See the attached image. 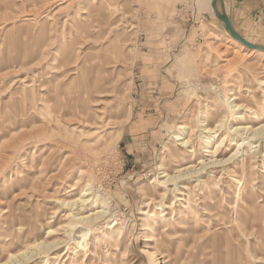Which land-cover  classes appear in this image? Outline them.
Wrapping results in <instances>:
<instances>
[{"label":"rangeland","instance_id":"obj_1","mask_svg":"<svg viewBox=\"0 0 264 264\" xmlns=\"http://www.w3.org/2000/svg\"><path fill=\"white\" fill-rule=\"evenodd\" d=\"M263 81L211 0H0V264H264Z\"/></svg>","mask_w":264,"mask_h":264},{"label":"bare ground","instance_id":"obj_2","mask_svg":"<svg viewBox=\"0 0 264 264\" xmlns=\"http://www.w3.org/2000/svg\"><path fill=\"white\" fill-rule=\"evenodd\" d=\"M204 1V0H203ZM232 37V36H231ZM234 39V38H233ZM240 46H243L245 47L244 44H242L241 42H239L238 40L234 39ZM263 84H264V81H263ZM229 96V95H228ZM235 98L236 97H229L228 100H229V105L231 107V109H233V111H237L239 112V110L242 109L241 107V104L235 102ZM253 111V110H252ZM200 125V124H199ZM205 126V125H204ZM182 128V127H181ZM232 131L234 132H237V136L241 137V141L242 143L239 144V147L241 146V144H244V142H246L247 140H250L252 141L253 139H262L264 140V124L261 126H259L258 128H251L250 126H235V127H232ZM202 132L203 133H209L210 135L212 134V129L205 126L203 129H202ZM182 135L181 134H177L175 135V138L176 140L180 141V145H183V146H190L192 144V141L190 139H186L185 137H181ZM211 137H214V136H211ZM215 138V137H214ZM224 139V138H223ZM251 143V142H250ZM219 146V145H218ZM217 146V147H218ZM255 146V145H254ZM217 151V148L213 151L214 154L215 152ZM193 152V151H192ZM241 152V150L239 151V148L238 150H236L231 156L230 158H228L226 161H222L220 159H215V160H212L210 162H203V166H201L200 168H197V167H185V168H180L179 171L175 174H169V173H165L162 177L164 178L162 180V183H177L178 181H180L181 179H184L186 176H189V175H197L198 173L202 172L203 170L207 169L208 167H210L211 165H214V164H222V163H225L227 162L228 160H230L231 158L233 159V157L236 155H238V153ZM244 155V154H243ZM202 174V173H201ZM200 175V174H199ZM90 190V189H89ZM86 195L80 197V200L82 204H85L87 203L90 198H85ZM88 196V195H87ZM90 196V195H89ZM94 196V195H93ZM78 200H73V201H70L69 204H71V206H75L74 204L78 202ZM65 203H68L65 201ZM79 203V204H81ZM95 203V202H94ZM68 204V205H69ZM100 207V206H99ZM103 207V206H102ZM101 207V208H102ZM72 208V207H71ZM95 213V212H94ZM104 210H103V214H104ZM102 214V210L98 211V213L95 214V216H90V215H84V216H80L78 217L79 220H82V221H86L88 223L89 222H94V220H97L99 221V218L103 215ZM82 215V214H81ZM70 223V222H69ZM76 222H74L75 224ZM80 223V222H79ZM71 225V223H70ZM93 225V224H92ZM74 226V225H73ZM90 226V225H89ZM91 230V229H90ZM50 232V231H49ZM55 233V232H54ZM50 234V233H49ZM86 233H84L83 237H85ZM61 242H57V241H54L52 243H45L43 241H39V242H35L33 243L30 247H29V251H24V252H20V255H15V254H12L9 258L10 259H16L15 262H8V263H5V264H24L25 262H30L32 261L34 258H38V255H42V257L44 258V263L45 264H48L49 262V252L50 250H52L53 246H59ZM83 244V243H82ZM64 245V244H63ZM30 248H32L30 250ZM52 248V249H51ZM152 258L155 257V255H153V253L150 255Z\"/></svg>","mask_w":264,"mask_h":264},{"label":"crops","instance_id":"obj_3","mask_svg":"<svg viewBox=\"0 0 264 264\" xmlns=\"http://www.w3.org/2000/svg\"><path fill=\"white\" fill-rule=\"evenodd\" d=\"M225 2L233 26L242 36H247L251 18H256V12L260 8L258 0H225ZM259 3H263V9L259 10L262 13L264 0H259Z\"/></svg>","mask_w":264,"mask_h":264},{"label":"water","instance_id":"obj_4","mask_svg":"<svg viewBox=\"0 0 264 264\" xmlns=\"http://www.w3.org/2000/svg\"><path fill=\"white\" fill-rule=\"evenodd\" d=\"M211 5L214 9L215 15L222 22L224 29L230 34V36L250 49L264 51V45L249 41L235 29L227 12L225 0H211Z\"/></svg>","mask_w":264,"mask_h":264}]
</instances>
